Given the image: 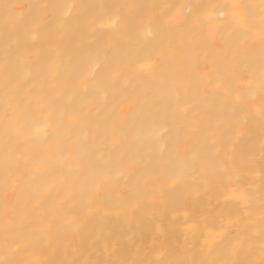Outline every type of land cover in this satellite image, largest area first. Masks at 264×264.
<instances>
[{
    "label": "bare ground",
    "instance_id": "6f19581e",
    "mask_svg": "<svg viewBox=\"0 0 264 264\" xmlns=\"http://www.w3.org/2000/svg\"><path fill=\"white\" fill-rule=\"evenodd\" d=\"M0 264H264V0H0Z\"/></svg>",
    "mask_w": 264,
    "mask_h": 264
}]
</instances>
